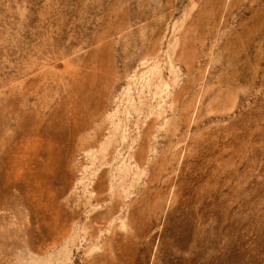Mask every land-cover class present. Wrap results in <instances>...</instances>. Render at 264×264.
Instances as JSON below:
<instances>
[{"label":"rangeland","instance_id":"374dc122","mask_svg":"<svg viewBox=\"0 0 264 264\" xmlns=\"http://www.w3.org/2000/svg\"><path fill=\"white\" fill-rule=\"evenodd\" d=\"M0 264H264V0H0Z\"/></svg>","mask_w":264,"mask_h":264}]
</instances>
